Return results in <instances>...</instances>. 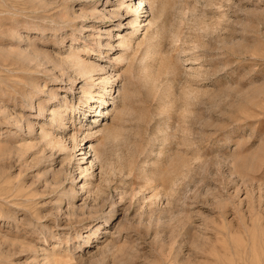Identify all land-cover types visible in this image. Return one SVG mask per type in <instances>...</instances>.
<instances>
[{"label": "rangeland", "instance_id": "obj_1", "mask_svg": "<svg viewBox=\"0 0 264 264\" xmlns=\"http://www.w3.org/2000/svg\"><path fill=\"white\" fill-rule=\"evenodd\" d=\"M138 1L0 0V264H264V0Z\"/></svg>", "mask_w": 264, "mask_h": 264}, {"label": "bare ground", "instance_id": "obj_2", "mask_svg": "<svg viewBox=\"0 0 264 264\" xmlns=\"http://www.w3.org/2000/svg\"><path fill=\"white\" fill-rule=\"evenodd\" d=\"M125 3V0H123V2L121 3L122 5L121 6H123V5H125L124 4ZM145 3H146V1L145 0H139L138 1V5H136V6H134V5H130V4H127L126 3V8H127V10H130V12L132 13L131 15H134V18L132 19V20H130V21H128V23L129 24H127L128 26V28H131L132 29V32H131V34H137L138 32H140L141 31V28L142 27H149L150 25H153L154 24V22H152V21H148L147 20V18H145V19H138V17H137V12H139V10L140 9H142V10H140V12H145V13H141L142 15H140L141 17L142 16H148V14L146 13L147 12V10L145 9ZM143 6V7H142ZM158 8V10H159V12H161L160 11V7H157ZM146 11H145V10ZM130 14V13H129ZM124 15L122 14V17H123ZM139 16V15H138ZM158 18H160V16L158 17ZM122 22L118 25V26H122ZM160 28L158 27L157 28V30H159ZM126 39H128V38H125L124 39V41H126ZM99 45H102V42L100 41L99 42ZM114 48V45L113 46H111V48L110 49H113ZM105 56H108V54H106L105 53ZM72 62H74V66H77L78 67V74H82V75H85V76H89V78H92V76H91V74H92V72L93 71H97V69H96V67L94 66V65H91V64H83V63H80V62H78V61H75L74 59L72 60ZM66 64V63H65ZM70 67V66H69ZM77 69V68H76ZM94 79V78H93ZM109 87V86H108ZM107 87V88H108ZM107 88H105V90H107ZM70 89H72V88H70ZM94 98V97H93ZM104 102H106V100H103V102L102 103H104ZM59 112V111H58ZM101 113H104L102 110H99L98 111V114H100L101 115ZM56 114V112L54 111V108H52V109H50V113H49V115H55ZM58 119V118H57ZM59 121V120H58ZM95 121H97L96 120V117H95V120H94V122ZM46 133V132H45ZM48 133V132H47ZM112 135V134H111ZM116 135V134H115ZM114 137V136H113ZM109 138V137H108ZM63 147V146H62ZM95 151V153H96V150H94Z\"/></svg>", "mask_w": 264, "mask_h": 264}]
</instances>
